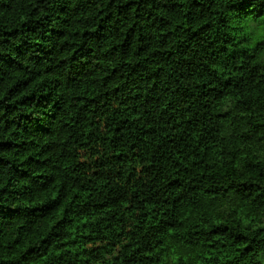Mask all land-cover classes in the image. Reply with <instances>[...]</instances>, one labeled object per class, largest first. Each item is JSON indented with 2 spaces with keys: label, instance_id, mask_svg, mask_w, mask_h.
I'll use <instances>...</instances> for the list:
<instances>
[{
  "label": "trees",
  "instance_id": "obj_1",
  "mask_svg": "<svg viewBox=\"0 0 264 264\" xmlns=\"http://www.w3.org/2000/svg\"><path fill=\"white\" fill-rule=\"evenodd\" d=\"M0 264H264V0H0Z\"/></svg>",
  "mask_w": 264,
  "mask_h": 264
}]
</instances>
